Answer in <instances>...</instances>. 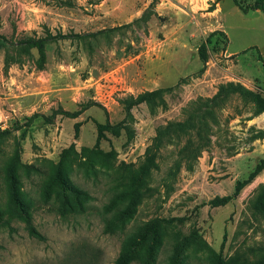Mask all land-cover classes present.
Here are the masks:
<instances>
[{
  "label": "rangeland",
  "instance_id": "rangeland-1",
  "mask_svg": "<svg viewBox=\"0 0 264 264\" xmlns=\"http://www.w3.org/2000/svg\"><path fill=\"white\" fill-rule=\"evenodd\" d=\"M214 30L225 36L208 39L203 64L198 46ZM0 33V127L21 125L0 155L15 156L45 236L28 235L0 175V264H113L151 223L153 251L147 235L129 264H264V168L209 203L264 159L261 11L233 0H0ZM26 37L49 38L44 61L16 44ZM35 112L57 113L24 125Z\"/></svg>",
  "mask_w": 264,
  "mask_h": 264
},
{
  "label": "trees",
  "instance_id": "trees-1",
  "mask_svg": "<svg viewBox=\"0 0 264 264\" xmlns=\"http://www.w3.org/2000/svg\"><path fill=\"white\" fill-rule=\"evenodd\" d=\"M234 4L244 13L248 12L249 10H259L264 14V0H253L252 3H248L243 5L239 0H233ZM219 33L225 36L224 32L221 30H214L208 34L206 39L202 41L198 46V56L203 64L207 61V41L208 39L213 36L214 34ZM0 40H6L5 36L0 33ZM49 40V38H38V37H26L21 38L19 41H17L16 44L19 46L22 45H31L33 47H36L40 52V58L42 61L45 60V52L44 47L45 43ZM258 59L262 61V64L264 65V60L261 58L260 54H258ZM223 87V86H222ZM169 87H161L157 88L145 93L139 94L133 101H131L126 108L128 109L130 106L136 103H140L143 101L148 100L149 98H152L163 91L168 90ZM97 104L94 101L85 103L82 105L79 109L75 111H67V110H61V114L69 117H75L79 114H81L85 109H87L89 106ZM264 110V108L262 109ZM57 112H53L51 116H44L40 113H33L29 117H27V120L24 125L30 124L35 118L37 117H43L46 121H51L53 118V115ZM21 128V125L18 124L8 127V128H1L0 127V142H3L5 140H8L11 136V134ZM12 138V137H11ZM15 156L11 155L9 158H5L4 156L0 155V175L1 177L6 180L8 184V188L10 191V201L18 208L19 214L17 215L18 218H20L27 227L28 235L39 240L44 241L45 236L41 234L32 224H31V214L29 213V208L31 206V201L25 196L24 192L20 189V183L21 178L20 174L18 173L16 166H15ZM264 168V159H261L255 166L252 172L248 175V177L244 180L237 181L234 192L232 195H226V196H217L213 198L209 203L211 206H220L227 203L231 198L236 196L239 191L248 183L250 182L256 174H258L262 169ZM58 181L59 183L67 189L72 190L75 194H84V192L79 189L77 186L72 184L68 177L66 175H58ZM2 226L3 225H10L8 219L2 220ZM151 235L152 242L150 246L148 247L149 253H151L158 241V228L155 223L146 224L141 228V231L138 233V238L131 241L128 245L121 248L119 251L117 257L114 260L113 264H129L133 257L134 252L139 243H141L145 236ZM148 264V263H146Z\"/></svg>",
  "mask_w": 264,
  "mask_h": 264
}]
</instances>
